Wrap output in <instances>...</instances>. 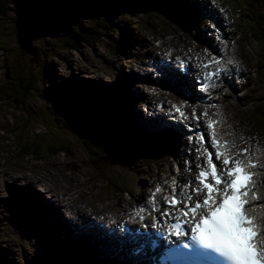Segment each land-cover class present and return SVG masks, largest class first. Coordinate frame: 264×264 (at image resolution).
Segmentation results:
<instances>
[{
  "label": "rangeland",
  "instance_id": "obj_1",
  "mask_svg": "<svg viewBox=\"0 0 264 264\" xmlns=\"http://www.w3.org/2000/svg\"><path fill=\"white\" fill-rule=\"evenodd\" d=\"M180 1L181 0H156L158 5L155 6V9L161 12L163 8H165L172 12L175 17L182 21L181 26L169 21L165 16L159 13H150V11L147 13L142 12L138 16L134 15L137 21L133 19L135 24L134 22L130 24L132 19L127 15L120 16L123 13L120 10L117 13L118 18L114 20L112 26L108 25L109 28L105 29L104 27L103 29V27H98L94 20L89 19V9L82 25H76L74 29L80 30L82 27L83 29L98 27L97 29L103 31L104 34L106 32V36L104 35L97 39L93 45L84 41L82 38H79L75 44L72 41L75 39V36L72 34L69 35L72 36L70 40L65 36L58 38H37L34 40L33 46L38 55L36 53L24 55L19 50L16 38V14L12 7V1L8 0V2H11L9 5V14L6 17H0V82L5 79L7 73L4 67L9 66L10 70L14 65V71L18 77H22L26 90L27 84L30 82L31 78H33L39 80L35 85L39 93H42L43 96L52 97V95H54L60 97L62 95H67L69 99H72L74 96L78 99L77 96L81 94L83 100L78 101L85 103L86 106L84 105V107L86 112L92 115H94L96 107L94 104L97 103V100H95L96 92L101 85L111 88L108 93L121 87L114 93L115 100L110 99L115 101L112 103L113 106H108L104 109L106 116L108 119H116L118 113L114 112L115 109L124 106H126V110L133 114V116H138L135 112L133 103L127 101L128 95L136 97L138 93L132 84L131 74L129 73L130 67L124 64L123 60L127 56H137L142 50L152 49L154 53L157 48L158 39L163 40V43L158 48H169L168 51L171 52L175 48L182 51L189 50L193 47H199L203 45L202 39L205 38L200 37L199 33L207 35V29L201 28L203 27L202 25L201 27L196 25L194 18L195 13H186L185 11L178 12ZM191 1L194 3L198 2V0ZM224 1L225 4L230 7V11L235 19V25L231 26L230 30H235V35L239 38L238 43L240 46L238 47L234 44L232 48H240V61H243L244 57L246 58L247 56V58L250 57L255 64L256 59H254L253 55L255 54L256 58V53L261 48V41L255 39L252 41V39L247 36V25L238 22V7L234 2L230 4L229 0ZM216 2L221 1L216 0ZM261 6L262 5H260V8ZM201 8L203 10V6H201ZM149 13L151 14V19L147 21ZM200 14L203 15L202 12ZM197 21L204 22L201 18ZM98 23L102 25L103 21H98ZM172 28L177 29L180 35H176ZM112 29L115 31H111ZM126 37L130 38L131 44L123 46L122 42ZM65 39H67L68 42ZM145 39L146 41H144ZM70 45L76 46V48H72ZM169 46H171V48ZM149 60V58H145L142 64H147ZM103 66H108V68L104 69ZM47 67H50V69H48L49 73L45 71ZM109 68L110 70H108ZM185 73H187L188 76V72ZM39 75L40 77L44 75L43 80L38 78ZM105 75L123 76L118 82L113 83L108 80L104 81L105 79L103 78ZM139 76H141V72ZM243 76L241 83L247 80L248 82L242 90L240 86L237 87L239 89L236 92H233L230 86H226V91L219 93V96L223 100L222 109H225L226 113L229 112L230 115L227 114V118H229L231 122L230 128L235 127L243 129L242 133L236 137L237 145L232 147L231 150L233 154H236L237 158H242L246 161H249L248 157L254 153L255 157L251 160L264 163V127L261 128L255 124H251L244 116V111L249 108V106H245V101L241 98L248 86L250 90L246 93L247 96L256 99V104L259 105L260 108H264V78L260 80L254 79L250 75L247 67H245ZM49 80H52L58 87L53 88L51 85L46 84ZM85 82L86 85L89 84L92 86L93 91H91V93H87L83 90ZM181 82L184 83L183 81ZM186 87L189 90L197 89L192 85ZM162 91L173 92L178 96L177 92L171 88ZM19 92H21L20 89H18L16 94H19ZM34 93L38 94L37 91ZM34 93L28 94L23 105L18 102L16 103L14 98L0 101V174H26L46 168L47 170L43 171L49 174L50 184L60 189L68 184V182L72 183L73 181H79L80 177H82V181L76 190V196L84 192L98 202V204H96L97 206L104 207L110 205L109 207H114V202L117 199L113 200V198L117 193H121V189L120 187L116 188L111 196L100 199L104 193L101 186L105 185V188L109 189L111 185L108 179L100 178L97 173L109 177L115 174L116 169L122 167V165H114L109 161L106 165H102L103 170L98 171L96 160L91 159L88 153H85L78 144L73 146L64 144V148L68 146L66 149L69 150V154L66 155V152H62L50 156L47 159L44 158V155L47 154L46 152L42 154L39 159H35L34 156L29 153L23 154L25 152L21 149L19 144L29 139L27 137L28 132L36 136H41L40 139H47L43 141L46 146L51 144V142L48 141L50 138H61L64 134L61 127V124L64 123L63 119H61V115L55 116L53 114L54 108L51 102L36 97L37 95ZM27 108L29 111L26 110ZM18 109H21V111ZM262 112H264V109ZM25 114H29L30 118H40V120L37 121L30 119L33 122L31 130H29L30 127H28L29 119ZM133 123L137 125L136 119L133 120ZM54 127L58 129L56 130ZM106 129L116 132L118 127L108 126ZM114 145L126 146L125 144H118L115 142ZM244 148H252L250 154L248 153L249 151L247 153L241 152V149ZM235 149H237V153ZM124 151H130V149L126 148ZM154 160L155 159L144 158L134 162L132 165L126 164L123 166L129 169L141 168L139 175L142 176L147 173L149 178L156 174L163 175L168 166L159 168L154 165ZM145 161L151 162V169L147 168V165L144 163ZM80 165L83 171L79 170ZM177 165L178 162H175L172 167L176 168ZM74 168L76 171H73L72 176L68 177L67 174ZM257 181H259L257 183H259V186H261L263 190L264 164L261 178L259 180V177H257ZM23 185H25V187H23ZM72 185H74V183ZM30 188H34L37 192L44 194V199L38 197L41 196L40 193H38V196L33 194L35 191L29 190ZM41 190L45 191L40 185L33 186L29 182L23 183L22 180L14 179L8 180V182L5 183L3 178L0 177V252H3L9 257L10 259H8L10 261L13 260L16 264H31L30 259H32L35 262L40 261L44 264H63V256L69 254L72 260L71 264H120L124 262L123 256L121 254H116L113 249H111L113 248L112 246L105 244L91 245L88 242L78 240L82 247H75L71 240L65 239L63 242L57 240L47 231V226L45 225L39 226L32 224V222L26 223L24 218H16L11 222L7 220V217L11 215L10 212L15 208L14 202H12L10 198L20 199V197H22L27 201L28 199H34L36 209H43L45 217H49V221L52 222L53 225L58 227L62 221L61 224L63 225L64 219L67 218L64 209L61 208L59 204H54V200L52 201L54 203H51V198L48 196L47 192L43 193ZM19 193H31L40 200L44 208L39 204L37 198L29 194L22 196L19 195ZM124 196L127 199V204L129 201H134V195ZM31 201L32 200L29 202ZM5 204H7L8 209H6ZM127 204L125 206H127ZM63 207L67 209L65 206ZM67 211L72 210L67 209ZM262 213L264 216V211ZM17 216H20V214H17ZM30 223L31 225H28ZM27 235H32L35 238H22L24 236L27 237ZM38 237H42L45 241L42 243L39 242L37 239ZM76 239L78 238L76 237ZM44 245L50 247L49 252H46ZM82 250L87 251L88 256L82 255ZM125 255L128 258V255Z\"/></svg>",
  "mask_w": 264,
  "mask_h": 264
},
{
  "label": "bare ground",
  "instance_id": "obj_2",
  "mask_svg": "<svg viewBox=\"0 0 264 264\" xmlns=\"http://www.w3.org/2000/svg\"><path fill=\"white\" fill-rule=\"evenodd\" d=\"M223 3L224 7V16L223 18H226V23L228 26H234L235 25V19L230 11V7L225 4L224 0H220ZM232 2L235 3V5L238 7L239 10L247 9V5L254 4L258 9L260 8V5L263 6L264 0H233L229 3L232 4ZM201 4V5H200ZM181 5V6H180ZM180 5H178V12L185 11L195 13V23H199L200 27L201 25L207 29V34L211 38V43L213 41L217 40V37L220 34L214 33L213 30L215 28H220L218 24L214 25L212 24V20L215 19L216 16L213 15L215 12L218 11L217 4H213L211 0H207L206 2L202 3V0H198V2L194 3L191 0H181ZM171 6V5H170ZM203 6V10L201 8ZM261 6V7H262ZM151 12L159 13L166 17L169 21L177 24L182 25V21L179 20L177 17L174 16V14L165 8L163 10L157 11L155 9ZM119 10L110 11L109 16H103L100 19L97 18L95 20V24L98 23V21H103L102 26H104V23L113 21L116 18H118V15L115 16L113 19L112 13L115 12L118 13ZM142 12H149L147 10ZM140 12V13H142ZM202 12L203 15L200 13ZM124 13V12H123ZM139 12H133L134 15L138 16L140 14ZM127 15L132 21H130V24L132 22L137 21V18L134 15L127 14H121ZM151 14H149L147 21L151 19ZM202 19V21H197L198 19ZM238 22L244 23L247 25V36L252 39V41L257 40L254 37V34L252 32L254 31L253 27L250 25V22H252V19L244 16H238ZM135 21H134V20ZM224 20V19H223ZM16 21V19H15ZM114 22V21H113ZM263 22V21H262ZM264 23V22H263ZM220 25L224 27L223 22H220ZM261 25V24H260ZM97 26L102 28V26L98 23ZM75 27V26H74ZM72 27V28H74ZM230 27L228 29V32H226L224 35L225 40L228 42L227 50L231 51V56L228 59L229 62H236L240 61L239 57L241 56L240 48H232L234 44H236L238 47L240 44L238 43L239 38L235 35V30H230ZM104 29V27H103ZM107 29V28H105ZM174 33L176 35H180V32L172 28ZM106 31V30H105ZM113 31V30H111ZM75 32V29H74ZM73 32V33H74ZM103 35L100 37H103L105 34L103 31H101ZM107 35V34H106ZM105 35V36H106ZM200 37H204L203 33H199ZM67 39L70 38L69 35L65 36ZM156 38V37H155ZM67 39H65L67 41ZM146 41V39L144 40ZM203 41V40H202ZM258 41V40H257ZM68 42V41H67ZM157 48L155 49L154 53L152 49L148 50H142L138 53L137 56H127L123 63L127 64L130 67V74L132 79V84L135 87L137 91V96H127V101L129 103H133L135 112L138 116H133V114L129 113L128 110H126V106L121 108H116L115 113H118V116L116 119L109 118L106 116L105 108L108 106H113L112 103L115 102L110 99H114V93L115 91H118L121 87H119L116 90H113L112 92L108 93L111 88L101 85L96 92L95 100H97V103L95 107L94 115L99 114L97 116V119L99 120L97 122L98 128L102 131H104V135L108 142L112 145V147H106L105 153L106 155L102 157V160H97L98 169L102 167V165H106L104 162V159H113V158H120V153L122 154L123 158L126 160V164L132 165L134 162L139 161L140 159L149 158V159H155L153 161L154 165L162 168V166H168L167 170L163 173V175L156 174L152 176L151 178L148 177V174L139 175V171L141 168H135V169H129L124 166L119 167L116 169V174L114 176L105 177L104 175L97 173V175L100 178H106L109 180V184L111 185L108 188H105V185L101 186L102 191L104 192L103 195L100 197V199L108 198L113 194V192L116 190V188L120 187L121 193H117L115 195L114 199H117L114 204V207L104 206L99 207L96 204L94 198L90 197L84 192H81L78 196H76V190L78 186L80 185L82 181V177H80L79 181H73L68 182L63 188H56L52 184H50L49 174L44 172L43 170H47L46 168L35 170L29 173H26L25 175L29 176L28 182L32 184L33 186H42L45 189V192H47L48 196L51 198V203L53 200L56 202L54 204H59L65 211L67 217L70 219H64V224L62 225L61 222L58 227L53 225L52 222L49 221V217H45L42 210L36 209L35 203H29L24 198L20 197V200L15 204V208L17 210H20L23 212L24 216L26 213L30 214H36L38 216V223L37 225H45L47 226V231L51 233L57 240L60 242H63L65 239L67 240H77L76 237H92L95 241L100 240L99 234L101 232H108V235L112 233V228L114 229L115 233H121L122 239H127L125 237L124 232L121 231L120 227L127 224L129 221V214L127 213L129 210L131 214L137 215V211L140 212V209L143 208V211H147L150 215H153L155 210L152 206V198L153 194H155L156 204L157 207L172 188H174L175 185L180 184V187L182 190H186L188 188H191L195 185L194 181L196 178L195 172H197V164L205 160L206 154L204 153V149L207 146L212 147L211 142L206 145L204 142V145L198 141V139L195 137V131L194 126L188 127V130L186 131L188 134L186 136L183 135V132L179 131L178 124L182 121L186 120L189 115V111H183L185 113L184 117H181L178 113L175 111H169L167 102L170 103V105L180 104L184 105L190 109H193V105H198V107H203L207 115H205V118L203 120L202 129L208 130L207 123L209 120L217 121L216 126L214 127L215 130L219 133H223L227 136L234 135L235 127L230 128L231 122L230 119L227 118V114L229 115V112L226 113L225 109H222V104L218 100L217 103H211L210 101H204L202 103H198V101L192 100L191 96L196 95L200 99H203L206 95L201 93V85L205 82L204 81V74L205 72H209L212 68L213 64H209L208 68H205L204 65H198L195 63L197 60H193L190 62H187L185 65L183 64H177L175 66V70H177L180 75H176L177 77H174L172 80V83L167 84L163 78H161V75H157L154 78L151 76V71L155 70V57L160 51V48H158L162 43L163 40L158 39L157 40ZM211 43L209 41H203V45L199 47H193L189 50L195 51L196 48H205L207 51L210 52V57L213 58L214 56L220 55L218 51H214V49L211 46ZM131 44L130 38L126 37L122 45L128 46ZM71 47V46H70ZM75 48V47H72ZM207 51H205V62L208 64L209 62V56ZM260 52L258 51L253 55L254 59H256V63L252 61V59L249 57H244L243 61H240L245 67L249 69L250 75L254 79H261L258 76V68L260 59L258 58ZM28 55V54H26ZM145 58H149L147 65L142 64ZM154 59V60H153ZM153 60V61H152ZM199 60V59H198ZM152 61V63H150ZM175 62H179L177 58H175ZM150 63V64H149ZM181 63H184L181 61ZM154 65V66H153ZM109 66V65H108ZM108 66H103L104 69H107ZM110 70V68L108 69ZM141 72V76L140 75ZM188 72V76L187 73ZM106 76V78H105ZM103 79L104 81H110V82H118L121 77L120 75L115 76H109L105 75ZM185 83L186 86L192 85L193 87L197 88L198 90H189L187 87L182 83L181 81ZM153 81H160V87L159 84L154 83ZM234 80L229 79V83L231 85H234ZM195 83V84H194ZM209 87H216L219 82L212 78L210 81H208ZM105 84V83H102ZM236 84V83H235ZM56 85V84H55ZM57 86V85H56ZM166 86L165 88H163ZM235 86V85H234ZM241 84H238V87H240ZM84 91L87 93H91L92 86L87 84L86 82L83 85ZM168 88H171L175 92H177L178 96L174 94L173 92H164L162 90H167ZM202 88V87H201ZM239 89V88H238ZM170 91V90H168ZM191 92V93H190ZM168 96V99H163V95ZM158 98V99H157ZM74 100L76 101V97L74 96ZM160 101L163 102V106L160 105ZM197 110H200L199 108ZM164 115H162L161 114ZM244 116L249 120L253 115L250 112H244ZM93 115V116H94ZM242 115V114H240ZM230 116V115H229ZM170 117L172 118V121L177 126L178 130L172 132L169 128H167L165 125H162L160 121L166 120L171 121ZM136 119L137 125L133 123V120ZM171 121V122H172ZM108 126L114 127L117 126L118 130L116 132H112L109 129H106ZM230 128V129H229ZM210 130V129H209ZM158 137V138H157ZM162 138V139H159ZM218 138V136H217ZM210 141V139H209ZM115 143L118 144H125L126 146H120V145H114ZM159 142V143H158ZM126 148H129L130 151H124ZM21 151V150H20ZM202 156L200 160L193 161L195 156ZM90 157V156H89ZM92 159V158H91ZM94 160V159H93ZM142 162V160H141ZM178 162V165L176 168L172 167L173 163ZM147 165L148 169H151V162L145 161L144 162ZM53 164V163H52ZM80 171L82 170V166L80 165ZM76 171L74 168L70 173L67 174L68 177L72 176V172ZM80 173V172H79ZM44 175V176H43ZM0 177L3 178L5 182H8V180L14 179V180H20L21 174L17 173H2L0 174ZM79 177V176H77ZM158 177L161 181H163V185L160 186L162 191L159 193L155 192V189L157 188V184L160 183L158 180ZM171 178H175L170 179ZM76 178V177H75ZM175 181V183H174ZM74 183V185H72ZM190 183V185H189ZM30 195L32 197H35L31 193L23 194L19 193V195L25 196ZM35 194V193H33ZM52 194V195H51ZM262 194L264 197V189L262 190ZM124 195H134V201H129L127 204V199ZM37 198V197H35ZM38 199V198H37ZM264 199V198H263ZM39 204L44 207V205L40 202ZM127 204V206H125ZM65 206L67 209H71L72 211H67L63 206ZM100 212V219L97 222V226H93V232L89 233L87 231L89 225H93L90 221V219L93 217V215H99ZM143 213V212H142ZM93 214V215H92ZM130 214V215H131ZM264 222V221H263ZM89 224V225H88ZM103 224L106 226L105 229L103 228ZM263 224V223H262ZM81 227V228H80ZM161 230L162 228L159 225H156L155 228L145 229L146 231H153V230ZM97 232V233H95ZM162 234L165 235V233L162 232ZM108 237V236H107ZM23 239H30L31 236L27 235L22 237ZM39 242L45 241L42 237L37 238ZM128 241H134L138 244L141 243L140 237L136 234L132 235L127 239ZM160 248H164L162 245L159 246ZM158 247V249H159ZM44 249L46 252H49V247L44 245ZM123 256L124 262H121L120 264H134L133 259L127 258L125 254H121ZM10 261L8 257L3 253L0 252V260ZM126 260V261H125ZM189 260L192 261L191 257L189 256ZM216 262H213V264ZM11 264H16L14 261L11 262ZM141 264V263H139Z\"/></svg>",
  "mask_w": 264,
  "mask_h": 264
},
{
  "label": "snow or ice",
  "instance_id": "obj_3",
  "mask_svg": "<svg viewBox=\"0 0 264 264\" xmlns=\"http://www.w3.org/2000/svg\"><path fill=\"white\" fill-rule=\"evenodd\" d=\"M212 3L215 4L216 0H212ZM220 11L223 12V9ZM213 63H219V60H210L204 67L208 68L209 64ZM221 71L223 69L216 68L214 71L205 72V82L201 87L207 91L210 86L208 81L213 77H219ZM174 107L176 113L181 117L185 116L179 106ZM193 117L199 119L195 116V111ZM216 123L217 121L214 120H209L207 123V127L212 129L210 142L215 151L209 152L205 148L202 153V155L206 154V160L203 166H198L200 170L195 178L199 182V187L192 189V194L186 195L183 191L180 193L181 197L186 195L188 203H184L177 197L175 189L171 197L163 198L172 209L183 204L178 209L180 215L175 217L176 223L172 224L170 229L174 230V234L179 237L188 235L182 228V224L187 223L191 226L190 238L186 242L181 241L182 247L189 249L191 253L222 262V264H264V230L257 223L256 218L249 214L246 207H264V204L253 203L259 201L260 197L254 190L253 178L256 173L249 171V168L257 167L258 162L249 159L248 164L245 165L243 160L231 153L229 142L227 140L221 142L217 138L214 128ZM204 139V134L201 133L199 140L204 142ZM241 152L247 153L248 149H241ZM217 162L221 163L219 169ZM161 191V187L157 186L155 192ZM201 193L205 194L199 198ZM193 195L198 197L195 202H192ZM151 202L156 209L155 194ZM143 210L141 208L140 212ZM161 215L171 216V212L165 209ZM181 216L186 219L181 220Z\"/></svg>",
  "mask_w": 264,
  "mask_h": 264
},
{
  "label": "trees",
  "instance_id": "obj_4",
  "mask_svg": "<svg viewBox=\"0 0 264 264\" xmlns=\"http://www.w3.org/2000/svg\"><path fill=\"white\" fill-rule=\"evenodd\" d=\"M10 3L11 2H8V0H0V17H6L9 14ZM156 5H158L156 0H96L94 9L90 13V17L93 18V14L97 13L109 16L110 11L116 12V10L124 12L122 14L129 13L130 15H134L133 12L135 11L140 13L145 10L150 11L151 13V7L154 9V6ZM115 12L112 13L113 19L116 15ZM243 14L244 16L252 19V22H250V25L254 29L252 34H254V37L258 41H261V48L259 50L260 54L258 56L260 63L257 73L259 78H264V3L261 9H258L254 6V4L247 5V11ZM92 20L95 21L96 19ZM113 21L106 22L104 26H101L109 28L108 25L112 26ZM98 27H92L91 29H83L82 27L80 30L76 29L72 34L75 36V39L72 41L76 44L79 38H82L84 41L93 45L95 41L103 35L101 30L97 29ZM112 30L115 31L114 29ZM70 38H72V36H70ZM70 46L76 48V46ZM4 68L7 73L5 75V79L0 82V101L14 98L16 103L18 102L23 105L25 99L28 97V94L37 91L38 94L34 93L37 95L36 97L49 100L54 108L53 114L55 116L61 115V119H63L64 122L61 124L62 132L64 133L63 136L61 138H50L48 141L51 142V144L48 146H46L43 142L47 139H40L41 136H36L31 132H28L27 137L30 140L26 139V141L22 143L20 142L21 144H19L21 149L25 152L23 154L29 153L34 156L35 159H39L42 154H45L46 152L47 154L44 155V158L47 159L50 156H54L62 152H66V155L69 154V150L66 149L68 146L64 148V144H70V146L78 144L85 153H88L90 158L94 160H102V156L106 155L105 148L112 147V145L106 139L104 131L98 128L97 122L99 120L97 119V116H99V114L93 116L92 114L87 113L84 107L86 104L78 101L83 100V96L81 94L77 96L78 99H76V101L74 100V97L69 99L67 95H62L60 97H56L54 95H52V97L43 96L42 93H39V90L35 85V83L39 80L31 78L30 82L27 84L26 90L22 77H18L14 71V65L12 68L13 70H9V66ZM48 69H50V67L45 68L47 73H49ZM41 76L42 77L39 75L38 78L43 80L44 75ZM46 84L51 85L53 88L58 87V85L56 86L52 80L47 81ZM18 89H20L21 92L16 94ZM18 110L21 111V109ZM26 110L29 111L28 108ZM250 113L253 116L260 115L258 108L250 111ZM25 116L29 119V130H31L33 124L30 119H33L34 121L40 120V118H30L29 114H25ZM54 129L57 130L58 128L54 127ZM11 262L12 261H5L3 259L0 260V264H11Z\"/></svg>",
  "mask_w": 264,
  "mask_h": 264
},
{
  "label": "water",
  "instance_id": "obj_5",
  "mask_svg": "<svg viewBox=\"0 0 264 264\" xmlns=\"http://www.w3.org/2000/svg\"><path fill=\"white\" fill-rule=\"evenodd\" d=\"M11 1L16 14L15 28L18 47L24 55L37 54L33 46L37 38H58L73 34L74 28L72 27L82 25L89 9V19H100L104 16L102 13H97L93 14V18L90 17L96 0Z\"/></svg>",
  "mask_w": 264,
  "mask_h": 264
}]
</instances>
